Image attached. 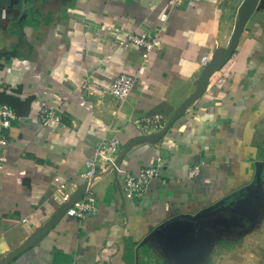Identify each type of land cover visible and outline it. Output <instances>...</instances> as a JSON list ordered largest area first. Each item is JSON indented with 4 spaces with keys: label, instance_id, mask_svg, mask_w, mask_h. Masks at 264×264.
Masks as SVG:
<instances>
[{
    "label": "crops",
    "instance_id": "obj_1",
    "mask_svg": "<svg viewBox=\"0 0 264 264\" xmlns=\"http://www.w3.org/2000/svg\"><path fill=\"white\" fill-rule=\"evenodd\" d=\"M156 29L141 68L117 36ZM0 56V106L16 115L0 147V264H264V0H0ZM119 75L136 80L123 102L109 94ZM42 108L60 120L43 124ZM146 117L158 128L142 132ZM111 138L122 172L102 162L88 187L85 161ZM158 159L159 177L126 197L124 173ZM258 163L252 221L195 219ZM59 185L97 213L68 217Z\"/></svg>",
    "mask_w": 264,
    "mask_h": 264
},
{
    "label": "built area",
    "instance_id": "obj_2",
    "mask_svg": "<svg viewBox=\"0 0 264 264\" xmlns=\"http://www.w3.org/2000/svg\"><path fill=\"white\" fill-rule=\"evenodd\" d=\"M200 1L202 0H170L172 7L180 5L181 3H197ZM167 19V15H162L160 17V21L163 24L167 21ZM107 31L113 32L114 30L112 27L108 26ZM116 41L120 47L127 48L129 46H136L141 48V68H146L149 64L150 53L159 47L160 29H156L154 33L142 34L141 36L125 33L118 35ZM135 83V78L126 75H119L112 81L109 87V94L119 102H123L128 97ZM15 119L16 115L10 107L5 105L0 106V147L7 145L5 132L11 127V123ZM39 119L43 124H46L51 120L59 121L60 117L51 109L42 108L39 110ZM160 123L161 122L157 117H146L138 122V127L142 130V132H147L153 128L157 129ZM118 151V141L115 138L101 140L93 155L85 161V170L80 173L79 177L84 180L85 184L89 187L98 175L102 162L109 163L116 172L121 173L122 171L119 169L115 161V156L118 154ZM159 174L160 159L156 161L154 167L144 168L137 175H131L127 172L124 173V195L128 198L142 197L151 181L159 177ZM199 174L200 167H193L188 173V178H196ZM54 196L55 200L59 204L65 206L66 215L75 220L81 221L87 217L94 216L97 213V207L93 201L85 197H75L71 193L66 192L60 185L55 189Z\"/></svg>",
    "mask_w": 264,
    "mask_h": 264
},
{
    "label": "water",
    "instance_id": "obj_3",
    "mask_svg": "<svg viewBox=\"0 0 264 264\" xmlns=\"http://www.w3.org/2000/svg\"><path fill=\"white\" fill-rule=\"evenodd\" d=\"M261 172L262 164L258 163L256 165V174L251 184L227 195L212 207L202 211L195 219L201 216L212 218L228 217L230 222H233L232 220H238L240 216H247L252 221L251 216L254 215L258 204L257 192L260 187Z\"/></svg>",
    "mask_w": 264,
    "mask_h": 264
},
{
    "label": "rangeland",
    "instance_id": "obj_4",
    "mask_svg": "<svg viewBox=\"0 0 264 264\" xmlns=\"http://www.w3.org/2000/svg\"><path fill=\"white\" fill-rule=\"evenodd\" d=\"M263 163V162H262ZM262 182H263V180H262V177H260V187L262 186ZM191 257V256H190Z\"/></svg>",
    "mask_w": 264,
    "mask_h": 264
},
{
    "label": "trees",
    "instance_id": "obj_5",
    "mask_svg": "<svg viewBox=\"0 0 264 264\" xmlns=\"http://www.w3.org/2000/svg\"><path fill=\"white\" fill-rule=\"evenodd\" d=\"M1 57V56H0Z\"/></svg>",
    "mask_w": 264,
    "mask_h": 264
}]
</instances>
